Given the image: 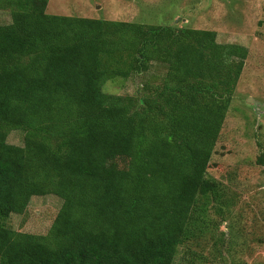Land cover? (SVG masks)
Listing matches in <instances>:
<instances>
[{
	"label": "trees",
	"instance_id": "16d2710c",
	"mask_svg": "<svg viewBox=\"0 0 264 264\" xmlns=\"http://www.w3.org/2000/svg\"><path fill=\"white\" fill-rule=\"evenodd\" d=\"M48 2L0 0V264H174L201 198L217 199L207 170L247 52L228 61L211 30L51 15ZM152 64L165 74L139 95L103 91ZM49 191L62 205L47 234L7 226Z\"/></svg>",
	"mask_w": 264,
	"mask_h": 264
},
{
	"label": "rangeland",
	"instance_id": "374dc122",
	"mask_svg": "<svg viewBox=\"0 0 264 264\" xmlns=\"http://www.w3.org/2000/svg\"><path fill=\"white\" fill-rule=\"evenodd\" d=\"M263 6L264 0L48 2L46 13L51 15L211 30L228 49L227 60L233 58L234 47L247 52L242 65L232 64L239 81L207 170V178L218 184L217 199L201 198V225L179 247L174 264H264ZM10 22L9 11L1 10L0 24ZM164 74L165 67L152 64L143 73L107 81L103 91L139 95L142 87L158 83ZM7 142L33 154L22 131H9ZM61 205V197L52 191L36 193L26 211L10 215L6 224L19 232L45 235Z\"/></svg>",
	"mask_w": 264,
	"mask_h": 264
}]
</instances>
